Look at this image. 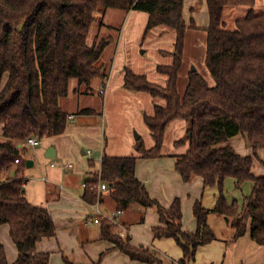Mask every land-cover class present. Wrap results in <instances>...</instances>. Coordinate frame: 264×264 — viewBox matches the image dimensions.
<instances>
[{"label":"trees","instance_id":"trees-1","mask_svg":"<svg viewBox=\"0 0 264 264\" xmlns=\"http://www.w3.org/2000/svg\"><path fill=\"white\" fill-rule=\"evenodd\" d=\"M205 1V65L214 85L191 71L180 95L178 76L185 35L188 29L197 28L192 18L189 24L185 21V0H0V226L9 227L17 249L13 264H49V254L37 252L36 245L53 237L56 228L48 210L25 197L26 142L65 132L70 114L61 109L59 100L67 97L71 80L88 90L93 79L104 77L99 60L106 40L88 44V36L96 14L106 9L147 13L145 32L166 26L175 32V42L172 63L156 68L167 77L165 86L129 68L124 70L125 88L164 100V105H154L152 115H143L153 147L146 149L139 139L138 155L103 154L99 172L85 181V202L94 204L107 198L115 211L124 212L135 205L153 208L160 222L152 228L153 238L175 240L182 250L178 264H192L197 249L216 240L208 224L210 213L222 216L235 230L233 239L248 231L251 239L264 246V175L253 174L251 156L238 154L230 144L219 146L242 135L254 155L264 149V11L250 9L229 29L225 9L252 8L257 0ZM93 112L83 109L79 114ZM175 119L188 124V149L175 157V170L185 183L200 177L205 188H217L212 209L205 208L201 200L194 203L197 229L193 233L182 230L180 198L162 206L135 175L139 158L160 156L167 126ZM227 178L234 179L236 188L245 182L253 184L242 205L227 201ZM101 181L107 184L104 192L98 191ZM99 219L101 237L112 248L141 264H163L154 250L133 245L130 236H122L106 218ZM143 220L141 216L139 222ZM0 264H9L1 242Z\"/></svg>","mask_w":264,"mask_h":264},{"label":"crops","instance_id":"crops-1","mask_svg":"<svg viewBox=\"0 0 264 264\" xmlns=\"http://www.w3.org/2000/svg\"><path fill=\"white\" fill-rule=\"evenodd\" d=\"M122 13V17H124L121 22L123 29L129 32L136 27H141L144 28V39L148 34L160 42L168 39V45H158L157 50L172 54L175 32H171L172 30L166 26H157L146 33L147 13L133 10ZM184 18L187 24L192 18L197 28L205 32L206 55L207 34L205 28L208 26L206 1L204 0L201 11L195 12L194 0H185ZM192 31L194 30L188 29L185 35L182 66L189 45L188 37ZM122 35L121 32V46H123ZM197 37L201 38V36ZM109 44L111 45V43ZM111 50H113L112 45ZM105 52L106 56L102 57V62L99 63L103 66L104 62L110 61L109 73L105 80L106 83L103 85L105 97L101 107L104 120L100 121L98 118L100 116L97 114L99 111L95 107L90 105H81L80 107L77 98L82 94V91L77 93L73 88L71 92V80L67 97L59 100L61 109L72 116L65 132L58 136L43 138L35 146L26 144L28 147L26 160H32L33 164L23 170V176L26 178L23 187L25 197L31 204L45 207L56 228L53 237L44 238L36 245L37 252L49 254V264H141L129 259L118 249L112 248L111 243L102 239L100 224L93 222L98 214L90 206L91 204L85 202L83 195L85 181L99 172L103 154L112 157L138 155L136 144L132 142L127 130H125V135L119 136L118 141L115 140L118 136L116 127L112 124L108 125L106 122L108 98L110 97V100L114 101L117 96H119L118 98L121 96V110L125 109L129 102L135 106L138 105L137 111L141 113L142 120L144 114H153L155 104L164 105V100L162 99V103L155 99L147 100L143 96L145 92H134L125 88L124 71L122 74L118 73L115 69V58L112 59L111 53L107 55L108 50L105 49L102 55ZM132 71L142 75V73ZM99 79H93L90 87L98 89L97 86L101 83V79ZM1 87L0 85V89ZM101 91L102 89H100ZM94 95L91 97L95 99ZM74 101L77 103H73ZM146 101L152 109V114H149L148 109H145V105H143ZM83 109H91L94 112L79 114V111ZM180 120L175 119L167 126L162 148L170 128L172 131H175V128L180 125H183L184 128L185 124L178 122ZM172 125L174 126L171 127ZM129 129H135L134 125H131ZM238 137L239 135H236L219 146L230 144L229 141L236 140ZM138 138L140 139V136ZM153 145L154 140L153 143L149 142L148 147L145 148L150 149ZM162 148L159 157L139 158L136 163L135 175L145 185L149 195L162 206L168 207L175 198H180L182 230L193 233L197 229L193 217L194 203L201 200L203 206L209 209L204 204L202 180L200 177H194L188 183L183 182L174 168L176 156L168 158L170 156L166 155ZM186 151L187 149L183 153ZM98 207L104 216L115 211L107 198L99 201ZM141 216L144 218L143 222H139ZM118 222L125 230V235L130 236L133 245H142L154 250L162 259L163 264H178L182 250L175 240L153 238L152 228L160 225L158 215L153 208L132 206L119 217ZM208 224L215 234L216 240L200 246L192 264H264V246L251 239L248 231L243 236L233 239L235 230L222 216L214 213L208 215ZM0 242L5 248L9 264H13L17 257V249L10 238L7 225L0 226Z\"/></svg>","mask_w":264,"mask_h":264},{"label":"rangeland","instance_id":"rangeland-1","mask_svg":"<svg viewBox=\"0 0 264 264\" xmlns=\"http://www.w3.org/2000/svg\"><path fill=\"white\" fill-rule=\"evenodd\" d=\"M204 0H194V10L195 12H200L202 9V5ZM250 9H253L255 13H261L264 11V0H257L255 6L252 8L247 6H239V7H227L224 11V21L226 23V27L229 29L234 28V22L237 19H241ZM123 11L117 9H106L104 11L98 12L96 14V20L92 25L90 34L88 36V44H92V42H99L102 39L106 40V48L108 50L107 55L115 58V69L118 73H123L125 68L132 69L137 71L138 73H142V75H146L147 78L158 85H166L167 77L157 71L158 65H168L172 61V55L165 51H158V45H168V39L160 40L150 37L148 34L143 38L144 28H137L134 30H130L127 32L123 29L121 22L123 21ZM140 12V11H138ZM144 13V12H141ZM98 26V27H97ZM99 28V30H98ZM98 30V31H97ZM123 30V31H122ZM152 30V29H151ZM150 30V31H151ZM172 30V29H170ZM188 37L189 45L187 49V54L183 61V66L180 69L179 80H178V92L180 95L184 94L188 83V73L192 71V69H196L198 73H200L207 83L210 86L214 85V80L212 79L206 65H205V32L201 29L195 28ZM149 31V32H150ZM121 32H122V41L123 46H121ZM171 32L174 33L172 30ZM197 36H201L197 37ZM113 46V50H111V45ZM108 45H110L108 47ZM171 45V44H170ZM174 48V46H173ZM106 56V52L101 56L99 63L102 62V57ZM110 61L104 62L102 66V72L104 74L103 78H100V85H98V89H93L90 87L88 90L85 85L78 86V83L75 79L72 80L70 89L75 88L77 93L82 91V94L77 98L78 104L80 105H90L91 107H95L97 111L98 118L100 121L104 120V115H102V103L104 100V86L106 83V77L109 73ZM100 89L102 91L100 92ZM94 91V92H93ZM93 92V93H92ZM95 96V99L91 97V95ZM144 98L147 100H159L161 103L163 102L160 98H154L146 93H144ZM117 98L114 101L110 100V97L107 100V114H106V122L108 125L112 124L116 127V131L118 136L116 137V141L120 139L122 135H125V130L129 133L130 138L136 146L138 145V136L145 147H148V143H153V138L148 131L147 126L142 120L141 113L137 111L138 105L132 104V102L127 103L125 109L121 110L122 100ZM73 103H77L74 101ZM72 105V103H71ZM145 109H148V113L152 114V109L149 103L144 102ZM135 106V107H134ZM102 115V116H101ZM183 125L177 126L175 131L169 129V133L167 135L166 141L164 142V146L162 151L165 152L166 155L170 156L168 158H173L177 155H181L184 150L188 149V140H187V128L188 124L184 121H178ZM140 124L138 127L135 125ZM131 125H134L133 130L129 129ZM172 125L171 127H173ZM120 136V137H119ZM173 136V137H171ZM1 139V135H0ZM182 140L181 143L176 144V141ZM229 143L237 150L240 155L243 156H251L253 159V172L255 176L264 175V149L258 151L256 155L253 154L251 147L249 146L246 139L239 135L238 139L229 141ZM252 183L245 182L241 188H236L235 181L232 178H227L224 181V194L229 203L233 201H237L240 205H242L245 197L249 196L252 191ZM217 195L216 187H204V204L210 209L215 205ZM119 230V228H117Z\"/></svg>","mask_w":264,"mask_h":264},{"label":"built area","instance_id":"built-area-1","mask_svg":"<svg viewBox=\"0 0 264 264\" xmlns=\"http://www.w3.org/2000/svg\"><path fill=\"white\" fill-rule=\"evenodd\" d=\"M69 119H72V116L69 117ZM38 139L36 138H29L26 142V144L30 145V146H35L37 143H38ZM16 162H18V160H16ZM107 190V184L106 182H100L99 185H98V191L99 192H104ZM99 201H97L96 203L94 204H91L90 206L92 208H94L96 210V213L98 214L97 217L94 219V223L95 224H100V219L99 217H104L106 218L111 224H113L114 226H116L117 228H119V233L122 235V236H125V230L120 226V223L118 222V219L121 215L124 214V211L123 210H117V211H114L112 212L110 215H107V216H104L101 214L100 210H99Z\"/></svg>","mask_w":264,"mask_h":264},{"label":"water","instance_id":"water-1","mask_svg":"<svg viewBox=\"0 0 264 264\" xmlns=\"http://www.w3.org/2000/svg\"><path fill=\"white\" fill-rule=\"evenodd\" d=\"M195 71L196 70L193 68L192 72H195ZM32 164H33L32 160H26V162H25L26 167H30ZM12 175H13V173H12Z\"/></svg>","mask_w":264,"mask_h":264}]
</instances>
